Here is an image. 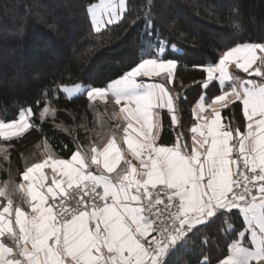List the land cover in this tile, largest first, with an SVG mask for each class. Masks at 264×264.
Here are the masks:
<instances>
[{
  "label": "snow or ice",
  "instance_id": "obj_1",
  "mask_svg": "<svg viewBox=\"0 0 264 264\" xmlns=\"http://www.w3.org/2000/svg\"><path fill=\"white\" fill-rule=\"evenodd\" d=\"M145 7L142 55L123 75L104 87L54 82L37 99L39 120L50 118L75 149L61 158L45 140L43 158H31L19 182H0V264H170L201 228L233 211L246 231L217 264H264V43L237 44L216 62L195 66L204 74L202 89L215 84L219 94L207 102L202 92L189 133L163 143L162 112L173 129L180 123L171 87L179 61L155 37L150 0ZM86 11L99 32L123 23L131 9L128 0H100ZM60 96H83L93 109L102 101L107 127L77 123L68 109L69 122L55 123ZM223 109H238L242 119L222 122ZM35 115L28 106L16 119L0 120L4 161L14 139L40 130Z\"/></svg>",
  "mask_w": 264,
  "mask_h": 264
},
{
  "label": "trees",
  "instance_id": "obj_2",
  "mask_svg": "<svg viewBox=\"0 0 264 264\" xmlns=\"http://www.w3.org/2000/svg\"><path fill=\"white\" fill-rule=\"evenodd\" d=\"M97 1L0 0V120L16 119L22 108L31 106L36 113L32 123L40 125L39 131L30 129L12 141L15 147L10 161L0 158V182L10 177L19 182V172L31 158H41L40 145L45 140L62 158L69 157L75 149L72 137L57 129L50 118L39 120L36 101L45 89L52 88L54 82L104 87L123 75L142 55L139 37L145 27V13L149 11L145 5L149 0H128L131 12L125 21L99 32L93 30L86 11L90 2ZM150 3L151 15L147 19L155 37L180 49L174 52L169 47L165 54L179 61L171 87L179 95V116L187 127L194 122L192 106L202 92L210 100L218 89L215 84L202 89L204 74L195 66L216 62L220 52L237 44L264 43V0H150ZM135 17L141 18L140 23L130 29L128 24ZM97 103L98 107L93 109L83 96L71 102L60 96L56 105L60 113L55 123L69 122L70 117L64 112L68 109L77 123L84 121L89 128L98 127L101 124L96 112H103L100 116H106L108 121L109 113L103 102ZM235 119L239 122L242 116ZM77 132L84 140L87 133L82 128ZM202 229L210 235L206 245L211 256L220 259L227 255L228 245L244 229V223L233 211L231 216L217 218ZM176 256L182 258L180 253Z\"/></svg>",
  "mask_w": 264,
  "mask_h": 264
},
{
  "label": "crops",
  "instance_id": "obj_3",
  "mask_svg": "<svg viewBox=\"0 0 264 264\" xmlns=\"http://www.w3.org/2000/svg\"><path fill=\"white\" fill-rule=\"evenodd\" d=\"M167 48H169V47L167 46L165 48V52H166ZM221 53L222 52H220V54ZM220 54H219V56H220ZM241 75H244V74H241ZM204 94L206 95L205 92H204ZM217 94H219L218 93V89H217ZM197 101H196V103H197ZM210 101H211V99L210 100H207V102H210ZM196 103L192 106V109L196 105ZM178 114H179V111H178ZM192 116H193V113H192ZM221 116H222V122L227 123L229 119H232L233 117L238 119L239 117L242 116V114L239 112L238 109L235 110L234 112L231 111L230 109H223L222 112H221ZM179 118H180V116H179ZM195 123H196V121L194 119V122L191 125H188L187 127L186 126L184 127L182 125V121L180 119L179 125H177L175 129H173V127L171 125V121H170L169 114L167 113L166 110H164L162 112L163 129H162V140H161V142H163V143L173 142L175 140V133H177V132H184L185 134H188L189 133V129ZM42 152H43V150L41 151V154H42ZM41 158H43V156H41ZM45 171H46V173L47 172H50V169H46ZM49 181H50V176H49ZM242 231H246V226L245 225H244V229ZM208 236H210L208 234V232L206 230H204V229L201 228L200 232H198L196 234V237L191 241V243L188 244L187 247H185L184 249L181 250L180 256L182 258H179V256H176L175 255L176 258L173 259L175 257V256H173L171 258V260L173 259L174 261L171 262V264H200V262L204 259V257H207L208 258L210 264H217V262H218L219 259H217V258L215 259L214 256H211V254H210V247H209V245H206V243L204 242L205 238L208 239ZM229 245H228V247H229ZM217 246H218V244H217ZM225 256L223 254V256L220 257V259H223ZM193 257H194V259H193Z\"/></svg>",
  "mask_w": 264,
  "mask_h": 264
},
{
  "label": "rangeland",
  "instance_id": "obj_4",
  "mask_svg": "<svg viewBox=\"0 0 264 264\" xmlns=\"http://www.w3.org/2000/svg\"><path fill=\"white\" fill-rule=\"evenodd\" d=\"M96 3H100V0L99 1H97ZM156 39H159V40H161V41H163L164 42V44H165V48L168 46L167 45V42L162 38V39H160V37H158V36H156ZM168 47H170L171 48V50H175L174 52H176V51H180V49H179V47L176 45V44H172V45H170V46H168ZM75 84H83V83H75ZM73 84H70V85H68V86H72ZM83 85H85V84H83ZM86 86H90V85H86ZM102 102V101H101ZM96 114H97V116H98V121H99V124H103L105 127H107V124L109 123V121L106 119L107 117L105 116V117H102V116H100V115H104V113L102 112H96Z\"/></svg>",
  "mask_w": 264,
  "mask_h": 264
}]
</instances>
